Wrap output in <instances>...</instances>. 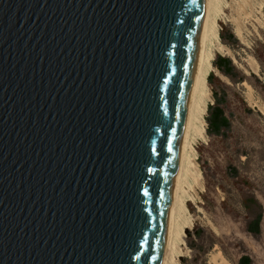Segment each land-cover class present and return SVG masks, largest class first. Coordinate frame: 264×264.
Wrapping results in <instances>:
<instances>
[{"label": "water", "instance_id": "1", "mask_svg": "<svg viewBox=\"0 0 264 264\" xmlns=\"http://www.w3.org/2000/svg\"><path fill=\"white\" fill-rule=\"evenodd\" d=\"M209 0H0V264H162Z\"/></svg>", "mask_w": 264, "mask_h": 264}, {"label": "rangeland", "instance_id": "2", "mask_svg": "<svg viewBox=\"0 0 264 264\" xmlns=\"http://www.w3.org/2000/svg\"><path fill=\"white\" fill-rule=\"evenodd\" d=\"M214 2L218 39L210 46L204 132L192 144L196 169L185 187V228L175 259L264 264V0ZM219 58L231 61V76L215 66ZM216 102L229 122L221 136L208 126ZM259 213L260 232L254 235L248 228Z\"/></svg>", "mask_w": 264, "mask_h": 264}, {"label": "bare ground", "instance_id": "3", "mask_svg": "<svg viewBox=\"0 0 264 264\" xmlns=\"http://www.w3.org/2000/svg\"><path fill=\"white\" fill-rule=\"evenodd\" d=\"M214 1L216 0H209L207 15L204 21L203 44L199 60L198 74L192 92L191 108L186 124L183 152L173 192L169 215L167 244L162 264H177L175 256H177V252H179V246L182 243V237L184 235L185 226L183 225L182 214L186 210L185 187L187 185L189 186L188 177L193 175V173H191L192 168L196 169V166L194 167L191 159L193 149L192 144L197 138L202 136L204 132L201 123L204 122L202 119L204 118L207 108L206 80L212 54L210 46L213 39H218L216 24L212 18L213 4H215Z\"/></svg>", "mask_w": 264, "mask_h": 264}, {"label": "trees", "instance_id": "4", "mask_svg": "<svg viewBox=\"0 0 264 264\" xmlns=\"http://www.w3.org/2000/svg\"><path fill=\"white\" fill-rule=\"evenodd\" d=\"M215 66L220 69L226 76H231L232 71L234 69L231 61L228 58H219L215 62ZM209 117H208V126L209 130L212 134L216 136H221V132L226 130L229 127L228 119L225 115L223 107L217 102L211 106L209 109ZM262 219V214L259 213L254 221L249 224L248 231L254 235L260 232V222ZM190 236L191 233L188 232ZM247 262H242L241 264H246Z\"/></svg>", "mask_w": 264, "mask_h": 264}]
</instances>
